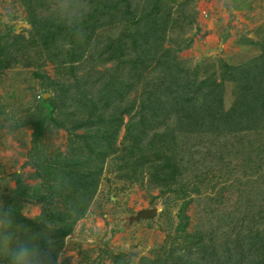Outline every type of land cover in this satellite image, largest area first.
Masks as SVG:
<instances>
[{
  "label": "rangeland",
  "instance_id": "obj_1",
  "mask_svg": "<svg viewBox=\"0 0 264 264\" xmlns=\"http://www.w3.org/2000/svg\"><path fill=\"white\" fill-rule=\"evenodd\" d=\"M0 207L54 264H264V0H0Z\"/></svg>",
  "mask_w": 264,
  "mask_h": 264
},
{
  "label": "clouds",
  "instance_id": "obj_2",
  "mask_svg": "<svg viewBox=\"0 0 264 264\" xmlns=\"http://www.w3.org/2000/svg\"><path fill=\"white\" fill-rule=\"evenodd\" d=\"M22 214L28 218L39 216L38 205H26ZM21 233L25 238L21 239ZM0 257L7 264H45L34 237L27 235V229L15 223L11 209L0 207Z\"/></svg>",
  "mask_w": 264,
  "mask_h": 264
},
{
  "label": "trees",
  "instance_id": "obj_3",
  "mask_svg": "<svg viewBox=\"0 0 264 264\" xmlns=\"http://www.w3.org/2000/svg\"><path fill=\"white\" fill-rule=\"evenodd\" d=\"M20 222L21 223H19V225L23 227L28 223V222L24 223L23 220ZM51 231L52 232H50L46 238L41 240V243H37L41 252V258L45 261V264L47 263L54 264V261H56L57 253L60 250H62L64 246V237L66 236L65 234H61V232H59L61 230H56V231L51 230ZM33 236L36 237V233ZM23 237H25V235ZM207 257L209 260L207 264H212L211 257L209 256ZM262 261H264V253H263ZM189 262L190 261L188 259H185V264Z\"/></svg>",
  "mask_w": 264,
  "mask_h": 264
}]
</instances>
